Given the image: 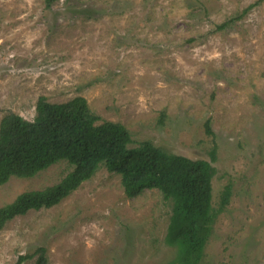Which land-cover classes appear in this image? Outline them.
Wrapping results in <instances>:
<instances>
[{
  "label": "rangeland",
  "instance_id": "obj_1",
  "mask_svg": "<svg viewBox=\"0 0 264 264\" xmlns=\"http://www.w3.org/2000/svg\"><path fill=\"white\" fill-rule=\"evenodd\" d=\"M42 96L84 97L100 123L128 129L131 148L150 141L212 162L214 207L227 187L231 198L202 264H264V0H0V122L9 113L33 121ZM72 170L60 162L11 179L0 208ZM171 210L158 190L127 197L101 167L57 206L9 222L0 264L39 247L51 264H168Z\"/></svg>",
  "mask_w": 264,
  "mask_h": 264
},
{
  "label": "trees",
  "instance_id": "obj_2",
  "mask_svg": "<svg viewBox=\"0 0 264 264\" xmlns=\"http://www.w3.org/2000/svg\"><path fill=\"white\" fill-rule=\"evenodd\" d=\"M44 1L52 8L62 0ZM242 16L218 25L216 31L227 29ZM36 112L33 121L9 113L0 122V187L13 178H33L60 162H67L73 170L56 185L22 193L1 207L0 231L30 211L57 206L104 167L120 176L127 197L158 190L166 201L172 202L165 243L175 248L177 255L168 264H202L214 224L231 198L227 187L219 206L214 207L216 170L212 162L169 154L150 141L131 148L128 129L119 123H100V117L92 112L84 97L55 104L42 96ZM206 132L214 135L209 122ZM215 154L214 148L212 161ZM32 259H36L35 264H51L45 247L21 256L16 264Z\"/></svg>",
  "mask_w": 264,
  "mask_h": 264
}]
</instances>
